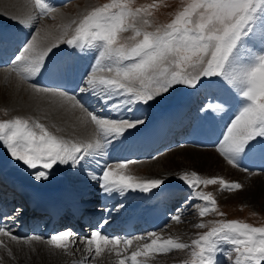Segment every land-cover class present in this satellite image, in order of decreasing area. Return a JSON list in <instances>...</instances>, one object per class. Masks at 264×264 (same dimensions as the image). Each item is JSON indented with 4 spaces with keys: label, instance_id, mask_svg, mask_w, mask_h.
I'll list each match as a JSON object with an SVG mask.
<instances>
[{
    "label": "snow or ice",
    "instance_id": "6c2138e0",
    "mask_svg": "<svg viewBox=\"0 0 264 264\" xmlns=\"http://www.w3.org/2000/svg\"><path fill=\"white\" fill-rule=\"evenodd\" d=\"M29 2L35 11L20 20L21 24L31 27L41 17L56 18L53 14L58 10L50 0ZM134 5L135 0H108L62 23L56 36L50 31L42 36L37 29L15 56L16 63L9 71L22 82H28L49 73L72 71L70 67L49 66L50 54L61 44L81 51L94 49V64L80 77L84 86L78 83V91L92 96L102 109L121 114L118 118L97 115L75 94L59 87L31 83L38 97L79 109L82 122L94 127L88 138H65L32 118L16 116L0 120V144L36 181H46L54 166H75L93 154H105L113 141L120 142L126 133L145 123L141 118H124L123 113L155 102L175 90V86L195 88L204 79L218 93L238 96L241 104L222 133L217 148L220 155L238 167L239 158L254 150L258 138L264 150V0H186L169 22L161 24L152 19L157 3ZM209 78H216L215 83ZM227 103L229 100L224 99V104ZM224 104L208 103L206 107L210 113L220 112ZM132 163L135 161L107 165L102 175L93 178L100 182L105 193L150 192L164 185L163 179L132 175L128 171ZM179 178L193 190L195 198L204 202L199 207L201 218L210 213L225 215L213 193L203 191L201 186L219 185L221 190L228 191L243 188L240 182L222 176L205 177L195 171H185ZM171 219L179 223L181 215ZM195 227L207 231L198 233L190 243L182 242L179 237L162 238L155 232L121 238L93 231L81 238L87 257L80 264H95L105 253L115 254L114 264H149L154 256L174 250H189V257L182 264H220L218 255L224 256L225 249L232 264H264V226L219 219L202 221ZM4 237L28 245L45 242L39 235L21 238L0 227V248L6 249L9 256L12 250ZM138 241L145 242L136 243L133 248ZM76 242L71 230L46 240L48 245L64 252Z\"/></svg>",
    "mask_w": 264,
    "mask_h": 264
},
{
    "label": "bare ground",
    "instance_id": "6f19581e",
    "mask_svg": "<svg viewBox=\"0 0 264 264\" xmlns=\"http://www.w3.org/2000/svg\"><path fill=\"white\" fill-rule=\"evenodd\" d=\"M22 2L23 0H0V12L4 14V16H7L9 15L8 14L9 12H14L19 7H25L22 4ZM88 2L90 1H87L86 4ZM69 18L68 16L60 17V20L65 21L66 23L68 22L67 20H70ZM4 29L5 27L0 25V33L8 35L9 37L13 39L14 42H17L19 40V36H17L16 33H14L13 31L4 32ZM47 31H50L53 34V36L59 35L60 33V32H57V29L55 27L50 28ZM11 45L12 44L7 45V48H9ZM63 45L64 44H61L59 48L67 47L66 44L64 46ZM58 49H56L55 51L53 50V53L50 54V59L55 55ZM69 50H71V48H69ZM58 51H57V55H58ZM85 55L86 53L82 55L75 53L74 58H73L74 64L71 63V67H70L72 71L70 72L66 71V73L64 74H59L58 77H63L64 79L66 78L70 82L73 81L79 74V65L76 64V60L78 58H81L83 60L86 59ZM73 59L71 58V61ZM57 62H59V60H57ZM57 62L51 61L49 62V66L54 67L56 66ZM67 65L68 63H66V68H68ZM10 77L12 81H15V83L13 86H11L12 83L10 84V87L7 89V92L4 89V85H0V103H1L0 105H3V104L9 105L7 107H11L12 110H17L18 108H22L25 110H33L36 112L38 111L39 112L38 114L44 116L47 120H48V117L51 118V115H52V118H51L52 120H48V121L53 124V128H55L56 132L57 133L59 132L64 137L88 138L91 136V134L93 133L92 126L91 124H85L82 122L83 120H81L78 116V113L80 112L79 109H77V112L75 113V111L71 109L70 107H68L67 105L61 106L58 102H54L49 99L46 100V98L42 99L38 97L30 89L31 87L27 83L22 82L19 79V77H17L16 74L12 73L10 74ZM5 79H7L5 77V74H0V81H3ZM30 82L34 83V80ZM23 88L25 92L27 93V95L25 96L23 95ZM233 92H235V89H233ZM227 98L232 104H234L235 102L234 98H236L235 95L229 94ZM150 104L153 105V102H150L148 105H140L141 109L147 110V108L151 106ZM68 109L73 110V113L75 115L70 116L69 113L66 111ZM169 110H171V108H169ZM152 111L154 112V107H151L150 109H148L149 113H152ZM176 116L177 115H172V118ZM210 117H211V114L206 113L205 118L209 120ZM137 131L138 130H130V133H134ZM191 135L192 136L197 135V128H194L192 130ZM154 144H157L162 147L160 141L150 142L146 145L152 146ZM217 148L204 149V148H196L192 146H187L182 149L177 148L178 150L173 149L174 151L170 150L166 152L168 154L165 155L166 158H163L164 160L161 159L162 161L160 160L156 163L153 162L155 166L151 167L150 171L151 173H155L160 170V174H161V169L172 168V167L175 168L176 171L170 175H166L167 173H165L164 174L165 176L161 175L159 177H156L158 179H163L165 181L164 184L172 183L175 179L179 178L183 172L185 171L191 172L192 169L195 167H198L203 170L201 171L202 175L203 174L212 175V176L230 175V177H233L235 180L241 179V177L245 175L244 172L246 171L243 169L241 170L236 169L231 164L226 162L224 160V157L221 156L220 153L217 151ZM249 153L250 152L242 155L240 157V160L245 162V157L249 156ZM251 155L264 156V150H262L261 148H258V150L251 151ZM177 156H181L183 160L182 158H181V161L178 160ZM102 168L103 167H101V173H102ZM154 170L155 172H153ZM128 171L131 173L130 170ZM3 173H4L3 176H1L0 178V182L3 185L6 186L7 184L14 183L16 186H18V188L24 189L25 191L30 193L32 196L39 195V193H42L44 190H47V192L54 194L53 197L56 198L54 205L58 206V203H57V198H58L68 208H70V203H71L72 205L75 206V208H71V209H74V211L76 212L81 211L85 216L99 214L98 211H96V209H94L95 211L93 212L92 209L85 207L86 202H89V201L95 202L97 201V199L86 198L85 200H82L81 198L88 197V195L90 194L94 195V194L100 193L104 195V197L100 200L101 205L103 206V210H105V212L106 211L111 212L110 220L107 223H112L113 226L119 221L121 217L129 215L127 211L122 210V208L126 205L125 203H123L120 206V209L117 210L118 214L115 213V211L112 208V206L115 204L113 202H124V197H122L121 194H119L118 192H113L112 194L105 193L103 189L100 188V182L96 185H93V188L88 193V190H86L87 189L86 185L88 184H85V182H80L81 183L80 190L76 191L72 189L66 183L65 177L60 173H57V175H49V178L46 181H36L30 173L26 174L18 168L15 169V167L12 165L9 167L8 170H5V172ZM54 173L56 172H52L51 174H54ZM254 174H260V173H254ZM149 176H152V175H149ZM153 176L155 178V175ZM151 178L152 177H150V179ZM143 179H146V178H143ZM242 180H244V178H242ZM260 185H263V184L260 182ZM54 186H56L55 189L53 188ZM128 192L129 191L124 192V194ZM175 198H177V196ZM13 212H16V210L13 209L12 213ZM15 216H17V214ZM7 225H8V221H6L4 228H6ZM10 231L14 235H16L14 231L12 230ZM50 237L51 235L45 238V242L43 243L33 242L32 245H28L25 243H17L15 241H9L7 237H4L5 242L8 244L9 248H11L12 250V255L9 256L6 249L0 248V257H3V259L0 260V264H80L81 261H84L86 259L87 253L84 250L85 245L82 242L77 241L75 244L78 246V249H80V246H81V250L79 251L77 250V253H73L71 251L64 252L62 250L54 249L52 246L46 243V240ZM143 242L145 241H141V242L138 241L135 243H143ZM79 243L81 244L79 245ZM114 262H115V254L105 253L103 256L96 259L95 264H114Z\"/></svg>",
    "mask_w": 264,
    "mask_h": 264
},
{
    "label": "rangeland",
    "instance_id": "374dc122",
    "mask_svg": "<svg viewBox=\"0 0 264 264\" xmlns=\"http://www.w3.org/2000/svg\"><path fill=\"white\" fill-rule=\"evenodd\" d=\"M87 1H90V2L86 4ZM87 1L85 0H66L64 1L63 4L60 5L59 8H57L58 11L53 14L56 17L55 19H53L52 16H45V17L39 18L36 22L32 24L31 36L36 34L37 29L41 31L42 36L44 35L45 31H47L50 28H54V27L57 29V32H60L61 30L60 25L62 23H65V21L60 20V17L68 16V18L70 17L69 18L70 20L78 18L79 16L83 15L87 10L91 9L92 7L103 4L100 1H104V0H87ZM105 1L106 2L104 3L108 2V0H105ZM154 2L158 4V7L153 10L152 19L156 23L161 24V23L169 22L174 17L175 13L179 11L180 8L186 3V0H135L134 6L138 7L144 4H151ZM22 4L26 8L19 7L16 11L9 12L8 13L9 15L7 16H4V14L0 12V21H6V22L20 21L22 19H26L28 16H30L35 11L31 3L29 2V0H23ZM13 17H15V19H13ZM70 20H67V21H70ZM124 35L125 36L131 35V33H125ZM248 47L252 48V45H248ZM55 50L56 49H54V51ZM253 50L258 51V49H255V48ZM88 55H89V52H88ZM85 58H87V56ZM10 67H11V63L3 68H10ZM12 73L13 72H10L9 69L8 70L0 69V74H5V77L7 78L3 81H0V85H4V89L6 90V92H7V89L10 87V84L12 83L11 86H13L15 83V81H12L10 77V74ZM25 83H27L30 86L32 82L28 81ZM204 83L205 82L197 85V87L193 89H190V87L185 86V85L175 86V90H170V92L165 94L162 98H157V100L153 102V105L150 104L151 106L148 107L147 110L142 109V110L136 111V109H133L131 113H128L130 115V119L141 118V119H144V121H146L153 114V111L152 113L148 112V109H150L151 107H154L155 113H159L160 108L163 109L162 111L166 110V108L169 107V105H172L171 107L173 108L175 106L179 107L182 104L183 102L182 99L184 97L188 96L190 92L195 93L196 95L197 90H199L197 92V99L199 101H202L204 99V94L208 93V89L203 88L205 86ZM78 94H81V93H78ZM23 95L24 96L27 95L24 88H23ZM216 95L213 99L210 96L205 97L206 103L207 104L216 103L217 102V100H215ZM7 106L9 105H6V104L0 105V120L11 119L16 116L32 118L33 120H38L40 123H43L54 134L62 136V134H60L59 132L58 133L56 132L55 128H53V124L48 121V120H52L51 119L52 115H51V118L48 117V120H47L44 116L39 115L38 111L36 112L33 110H25L22 108H18L17 110H12L11 107H7ZM99 109L100 107L97 108V111ZM66 111L69 113L70 116L75 115L73 113V110L68 109ZM81 115L82 113L79 112L78 116L81 120H83V116L80 117ZM92 132H94V130H92ZM65 138H68V137H65ZM182 148H178V149H182ZM178 149L176 148V150ZM0 154H3L9 157L10 159H13L2 144H0ZM167 154L168 153L165 152V153L157 155L156 157L148 159L145 163H132L130 164V166H132V168L134 169L136 168L134 174H138V177L142 179L143 178L150 179V177H152L151 179H153L154 178L153 175H155V178L161 175L165 176L164 175L165 173H167L166 175H170L176 171L175 168L172 167V168L161 169V174H160V170L158 172H155L154 170L153 172L155 173H151L150 171L151 167L155 166L154 163L160 161L161 159L164 160L163 158H166L165 155ZM177 158L178 160L181 161L182 157L177 156ZM11 164L17 168H20V169H23L29 172V170L22 163L12 162ZM62 169H63V166H54V169L52 170V172L62 170ZM192 171H195L198 174L202 175L201 171L203 170L198 167H195L192 169ZM244 173L245 175L242 176L241 179H236V180L233 177H230V175L222 176L226 180L240 182L243 185V188L240 190H235V191L221 190L219 185H209L207 187L201 186L203 191H209L213 193V195L215 196L217 200L219 210L225 213L223 217L217 216L215 213H210L209 215L201 218L198 214L199 207L204 206V202L199 200L198 198H195L193 195V191H192L190 195V198L192 200L186 204V208H184L186 211L180 213L181 221L179 223H177L176 221H171L165 229L160 230L159 233L157 232V234H159L162 238H167L169 236L179 237L182 242L190 243L192 239L196 238L198 233L207 231V229H200V228L195 227L196 224L202 221L205 223H208V222L219 220V219H228V220L237 219V220H241L249 224H252L253 226H264V173L254 174V175H252L251 172L250 173L244 172ZM50 175H57V173L50 174ZM149 175H152V176H149ZM202 176L212 177V175H204V174ZM242 178H244V180H242ZM260 182L263 185H260ZM227 250L228 249L224 250L225 251L224 256L218 255V259L221 260L220 264H232V260H230L226 255ZM188 257H189V250H174L173 252H170V253L158 254L154 256L150 260L149 264H179V263L182 264L183 260L187 259ZM232 259H234V256Z\"/></svg>",
    "mask_w": 264,
    "mask_h": 264
},
{
    "label": "water",
    "instance_id": "95a60500",
    "mask_svg": "<svg viewBox=\"0 0 264 264\" xmlns=\"http://www.w3.org/2000/svg\"><path fill=\"white\" fill-rule=\"evenodd\" d=\"M7 163H8V160L0 157V165L2 168L5 167L7 165ZM174 184L180 188H186L187 187V185L181 179H177L176 182H174Z\"/></svg>",
    "mask_w": 264,
    "mask_h": 264
}]
</instances>
